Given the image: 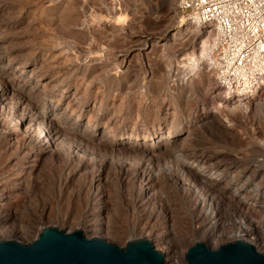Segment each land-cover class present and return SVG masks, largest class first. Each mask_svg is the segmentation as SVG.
I'll return each instance as SVG.
<instances>
[{
	"label": "bare ground",
	"instance_id": "6f19581e",
	"mask_svg": "<svg viewBox=\"0 0 264 264\" xmlns=\"http://www.w3.org/2000/svg\"><path fill=\"white\" fill-rule=\"evenodd\" d=\"M53 1H45L48 4L43 7L46 8L47 13H44V17L48 16L47 18L51 22L54 19L57 20L58 30L61 32L66 31L64 33L67 36L73 35L75 38L80 39L82 44L86 42V45L74 44L67 49L62 42L53 43L52 38L50 36L46 37V34H44L42 42L45 43H42L35 55L38 58L32 60V62H27L24 65V71L26 70L25 72L29 76H33V73H39L41 69L50 70L55 68L58 70L60 64H63V67L68 65L69 68L66 66L65 68L71 70V72L84 70L83 76L79 79L75 77L77 80L73 83L79 82L78 84L85 88L89 85L86 81L93 79V77H97V79L98 77L108 78V83L116 81V83L122 84L125 81V86H127L128 81H131V79L127 78L128 75L123 72L130 69L128 60L126 61L127 65L124 64V58L120 60V67L123 65L125 69L123 68L121 72L122 80H119L116 77L118 75L109 72L113 64L112 60L95 54L103 51V48H98V44H94L96 35L94 29L99 27L116 28V24L114 25L111 21L112 19L95 14L89 16V20L85 21L79 19L78 16L77 22L71 23L72 27L71 24L69 27V24L66 25L67 20H69L66 7V3H69L68 0H58L56 4ZM173 1L175 4L177 0ZM43 8L41 10H44ZM172 9L176 13V4ZM34 12L37 13V10ZM43 20L46 22L45 19ZM164 21L166 22L164 30L170 33L173 30L170 17L165 18L163 24ZM175 29L174 37L176 33L183 31V28L176 27ZM7 31H1L0 35L4 33L7 35ZM44 32L46 33V30ZM172 41H174L173 37L165 40L163 44L169 45ZM201 41L199 53L202 57L205 51L204 45L206 44L209 60L211 59L209 57L210 46L204 38ZM50 42L53 44H47ZM195 62L197 63L196 59ZM2 71L0 72V85H3L0 89V164L2 162L1 166L2 168L4 166L6 169L4 171L7 172L6 174L3 173L4 178L11 180L13 184L10 182L12 186L9 189L7 188L8 193H4L6 190L4 191L3 186H0V239L22 238L27 235L26 229L22 226L19 228L11 225L14 220L24 221L23 215L18 213L19 210L15 209V206H20L23 193L37 185L36 179L50 175L55 176V181H58V186L55 188H57L56 191H59L60 195L62 193L69 194V191L75 190L94 200L95 209H89L91 212L88 214V207L86 210H82L83 213L75 222L76 227L81 228L83 231H89L94 236L114 237L116 235L115 231H109L107 228V225L113 223L112 218H110L113 213L109 216L110 212L116 211L115 203L110 199V196L116 199L120 197L124 202L126 201L127 206L131 207L126 221L124 220L125 222L135 228L140 227L141 229L138 230L140 232L144 231L142 227L157 226L150 229L149 234L148 232L146 234L153 238L160 247L162 246L164 255H166V263L180 264V255L177 248L171 247L172 244L169 245V239L166 238L164 228L167 226L172 230L173 236L175 235L173 227H194L197 238L186 241L187 244L190 242L189 245H192L195 239L209 240L213 245L218 246V244L224 243L225 239L241 238L253 246H259L260 249L264 248V163L250 160L246 169L240 168L242 165H238V162L230 166L226 157H233L240 162V156L228 154V152L224 153L222 150L213 151L214 147H203L204 144L201 145L202 147L198 146L194 139L201 132L200 129L203 125L211 124L214 121L213 119L207 120L213 118V112V115L207 112V115H210L209 118H206L204 116L206 114L203 113V116L199 117L201 120L199 125L195 119L197 115H195V118L190 120L193 122L190 123L192 130L185 129V131H182L183 119L176 115L174 109L175 112L168 113L171 116H168V119L171 118L172 121L170 119L171 122L168 120L170 123L165 124L167 126L165 135H163L164 132L156 134L151 132L152 136L146 133V128L144 129L143 125L140 129H137L132 124L131 133L120 132L119 137L112 136V131L110 134L105 126H100V120L103 116L98 112L95 102L93 104L91 102L87 111L83 109L81 111V108H79V102L86 91L80 89L81 86L77 87L72 84L73 86L70 87L69 85V87L62 90L60 88V91L56 92L55 85L63 82L51 74V80L45 81L41 77L37 81L31 79L32 86L25 87L13 82L6 76L7 73L5 74ZM124 74L127 76L125 75V77ZM34 76L33 79L36 78ZM126 78L129 79L127 84ZM209 79L210 77L207 78V80ZM200 82L198 80L197 83ZM210 91L206 93V97L208 96L211 100L216 96ZM53 92L54 94L48 100L46 94H52ZM46 101H48L47 104ZM67 109L69 110L67 111ZM75 110L76 112L80 110L81 113H74ZM195 111H197V108ZM89 112H93L95 116L90 115ZM79 115L82 118L78 117ZM165 115H163V118H167ZM96 120H99V122ZM153 120L155 119L153 118ZM147 122L149 124L145 126L147 131H153L154 122ZM194 125L195 127H193ZM209 126L212 129L211 125ZM228 127H231V125H227ZM139 130H143L142 132L145 131V133L139 134ZM212 130H210V133ZM185 134L187 135L184 136ZM259 142L257 148L264 153V141L263 143ZM213 153L216 157L212 156ZM116 199L113 200L116 202ZM54 204L56 206V203ZM106 204L113 205L108 208L109 205L106 206ZM104 212H106V215H104ZM253 213H256L257 216L254 217ZM66 217L58 216L57 222L61 224L60 226L69 222ZM30 220L32 219L26 222L32 225L33 221ZM43 224L45 223L41 222L39 225L33 226L36 232L35 236L40 232ZM152 226L151 228H153ZM186 237L188 236L180 235L182 241H176L177 244L181 245Z\"/></svg>",
	"mask_w": 264,
	"mask_h": 264
},
{
	"label": "rangeland",
	"instance_id": "374dc122",
	"mask_svg": "<svg viewBox=\"0 0 264 264\" xmlns=\"http://www.w3.org/2000/svg\"><path fill=\"white\" fill-rule=\"evenodd\" d=\"M45 1L46 0H0V32L3 30L6 32L8 30L7 35L6 33H4L5 35L4 34L0 35V38L1 36H3V38L0 39V51H1L0 72L3 70L2 71L3 73L5 74L7 73L6 76L9 77L13 82L15 83L17 82L16 84L19 85L21 84L24 85L25 87H28V85L32 86L31 79L33 81H37L41 77V79L48 81L51 80L50 76L52 74L53 77L55 78L57 77V79H61V81L63 82L62 84L59 83L55 85L56 92L60 91L59 90L60 88L62 90L66 87H69V85L70 87L73 85L77 87L81 86L80 89L86 91L84 95H82L83 97L79 102V108H81V111L82 109L84 111L85 110L87 111L89 105H91V102L92 104L95 102V104L98 107L97 109L98 112L101 113L103 116V118L100 120L101 121L100 126H105L106 129L109 131V133L112 131V134L110 133L112 136H118L121 133H125V132L131 133L132 132L131 129L133 127L132 124H134V127H137V129H140L141 126L143 125L144 129L146 128L145 130L146 133L152 136L153 134L159 132L161 133L164 132L163 135H165L166 134L165 131L167 130V126L165 124L170 123L172 121L171 118H170L171 121L170 119H168L169 117H171L169 114L175 111H176L175 112L176 115H179L180 118L183 119L182 131H185V129L192 130V126L190 123L193 122H191L190 120L194 119L195 115H197L196 116L197 118L195 119L197 120L199 125V122L201 123L200 118L201 116H203L202 115L203 113L206 114L204 115L206 116V118H209L210 115L214 114L213 118L207 119L209 121L213 119L214 121H212L211 124L203 125L200 129L201 132H199L198 134L199 136L198 135H197L198 137L196 136L198 139L195 137L194 140L196 144L198 143V146L202 147L201 145L204 144L205 146L203 145V147L206 146L209 148L214 147L213 151L222 150L224 151V153L228 152V154H236L240 156L239 157L240 162L241 161L242 162L240 163L239 161H236L237 159L233 157L232 158L226 157L228 158L227 159L228 165L232 166L234 163L238 162V165H242L240 168H245V169L248 161L250 160L252 161L258 158L260 161L264 159V157L260 154L262 153V151L256 148L257 146L255 147L253 146V144H251L250 137L245 136V138H241L237 133H235L233 127L227 128V125L230 126L231 124L227 123L224 117L226 119L230 118L231 117L230 115H233L235 112H237V108L234 107L233 109L230 108L225 109L223 106L219 107L217 105L220 102L218 99L214 97L213 99L210 100L208 96L206 97V93L210 91V88L213 87L214 85L215 70L214 67H212L213 65L210 64L212 62L211 59L208 60V52H207L206 44L204 45L205 51L203 53V56L201 57V54L199 52L201 50L200 42H202L201 41L202 39L200 40V38H196L195 36H193L194 31L192 29L187 28L182 32L176 33L175 37L177 38V40L173 36V33L176 31L175 29L176 27L182 28L178 26L180 24V22L178 21V16L172 9V7L175 6L176 2L174 4V1L172 2V0H104V1L81 0V2L80 0H68L69 3H66L67 4L66 7L69 13L68 15L69 20H67L66 25L69 24L68 25L69 27L71 23L77 22L78 16L79 19L88 21L89 16L95 14L97 16H101L104 18L110 17V19H112L111 20L112 23L114 25L116 24V28L99 27L94 29V33L96 34L94 39L95 42L94 44L96 45L98 44L99 46L98 48H103V51H100L95 54H98L105 59L108 58L112 60L113 64L109 72L112 73L113 75H118L116 77H118L119 80H122L123 76H121L122 75L121 72L123 68L125 69V67L123 65L122 67H120L119 65L120 60L124 58L125 65H127L126 61L128 60L130 66L129 71L123 72L128 75L127 78L131 79V81H128L129 79L127 80L126 78V84L127 81H128V85L130 84L129 86L127 85L128 87L125 86V81H123L122 84L121 83L118 84L116 83V81L113 83L110 81L111 83L110 82L108 83L109 81L108 78L104 79L103 77H98L97 79V77L95 78L93 77V79L86 81L89 84L88 85L89 88L87 87L88 88L87 89L84 86L78 84L79 82L73 83L74 81L77 80L76 78L79 79V77L83 76L82 74L84 70L82 71L76 70L75 72H71V70L69 69L67 70L65 68V66L69 68L68 65H65L63 67V64H60V68H59L60 70L58 69L59 73L58 70H56L55 68L50 70L43 69L44 71L41 69L39 73L36 72L35 74L33 73V76L35 75L34 77H36L34 79L33 76H29V74L25 72L26 70L24 71V65L27 62H32V60L38 58V56L35 55L37 53V49L40 48V46H42V43H45L42 42L43 39L42 36L44 34H46V37L50 36V38H52L53 40L52 41L53 43L62 42L64 47H67V49H69L74 44L75 45L81 44L83 46L86 45V42L82 44L81 40L78 39L77 37L75 38L73 35L67 36L64 33L66 31L61 32L60 30H58L57 20L55 21L54 19L51 22L50 20H48L47 18L48 16L46 18L44 17V13H46L45 11L46 8L43 7H45L46 4H48V2ZM56 1L58 0H54L53 2H55L56 4L57 3ZM171 3H173L174 6ZM41 8H43L44 10H41ZM36 10L37 13L34 12ZM169 17L172 21L171 23H173L172 26L173 30H171L170 33H167L164 30L166 22L164 21L163 24V20ZM73 18L74 19L76 18L75 21ZM43 19H45L46 22H44ZM44 30H46V33L44 32ZM171 37L174 38V41H172V43L169 45H164L163 43H165V40ZM38 38H40L41 40ZM194 38L196 40H193ZM52 42L47 44L52 45L53 44ZM197 42H199L200 44ZM124 55L127 56L124 57ZM195 59L197 63L195 62ZM13 71L14 73H12ZM65 72L67 73V75ZM55 73H57L59 76L57 74L55 75ZM64 74L65 76H63ZM126 74H124V76ZM208 76L210 77L209 80H207V78H209ZM22 78L24 79L22 80ZM198 80H200L201 82L197 83ZM1 86L3 85L2 84L0 85V89L2 88ZM93 93H95L96 95ZM53 94L54 92L52 94L51 93L46 94V98L49 100V97H52ZM92 94L94 95V97ZM139 101L142 103H140ZM47 102L48 101H46V104ZM139 103L142 105H140ZM196 108L197 111H195ZM68 110L69 109H67V111ZM217 110L220 111L218 112ZM81 111L79 110L76 112L75 110L74 113H78V112L81 113ZM214 111L217 112L215 113ZM207 112H210L209 116L207 115ZM89 113H91L90 115L95 116L93 112H89ZM154 114L157 116H155ZM163 115H165V117L167 118H163L164 117ZM78 117L82 118L81 115H79ZM235 117L237 118V116ZM153 118L155 120H153ZM147 121L154 122L155 124L153 130L154 132L152 130L147 131V127H145L149 125ZM223 121L224 123L227 124H224ZM97 122H99V120ZM241 122L242 121L240 118V123ZM209 125H211L213 130L210 128ZM190 126L191 128H189ZM193 127H195V125ZM237 129L239 130L244 129L243 125L241 127H237ZM189 130H187V132H189ZM210 130H212L211 133ZM142 131L143 130H139V132L138 131L136 132H138L139 134L145 133V131L144 132ZM186 135L187 134H185L184 136ZM212 156H215V154L213 153ZM217 159L219 160V158ZM233 159L235 160V162ZM1 164H0V170L1 169L2 170L0 171V186H3L2 189L4 191L6 190L4 193H8L7 191L9 187L12 186L13 183L11 180L9 179L6 180V178H4V174H6L7 172H5L6 169L4 168V166L2 168ZM12 176L14 175L12 174ZM54 178L55 176L45 175L44 177L42 176L41 178L36 179L37 185L33 186L31 189H29L27 192L21 195L22 200L20 199V206L16 205L15 209L19 210L18 213L23 215L24 221L14 220L13 222H11V225H13L12 227H19V228H21L20 226H22L23 228L26 229L27 235L22 238L13 237L12 239L20 242H30L36 237L35 228L33 226H37L41 222L45 223L43 224L42 227L48 225H54L59 229H63L65 231H72L76 228H79L75 226V222L77 221L81 213H83L82 210L84 211L88 207L87 209L89 211L87 212L88 214L91 212L89 209L92 208L95 209L94 200L89 198V196H86V194L84 193H78L77 191L73 190L72 192L69 191V194L62 193L60 195L59 191H56L57 188H55L56 186H58L57 184L58 181L57 180L55 181ZM119 198L117 197L116 199L113 196H110V199L115 203L114 207H116V211H115L116 213L110 212L109 216L111 215V213H113V215L110 216V218H112L113 223L109 224L111 226L107 225L108 230L112 232L115 231L114 233L116 235L111 238L104 236L102 237L121 247L124 246L126 242L130 239L138 238V237L148 238L152 241L156 249L163 252L162 246L160 247V245H158L153 238L149 237L146 234V232H148L149 234L151 231L150 229H154L157 226L150 225V227L149 226L144 228L142 227V230L144 229V231L140 232L138 231L140 227L135 228L129 223L125 222L128 217L127 214L130 213L129 209L131 207L126 205V201L124 202L123 199L121 198L119 199ZM113 199H116V202ZM54 203H56V206ZM108 205L106 204L108 208L109 207L111 208L112 205L110 204ZM57 215L58 216L62 215L65 217L67 216L66 218L69 220V222L64 223V225L62 224L63 226H60L61 224L57 222L58 221ZM104 215H106V212H104ZM253 215L254 217L257 216L256 213H253ZM29 219H32L30 220L31 222L33 221L32 225L31 223L26 222ZM151 226L153 228H151ZM164 229H165L164 232L166 234V238L169 239V245L172 244L171 247L174 246L177 248L180 255L179 262L180 264H184V253L187 250V248L191 246L189 245L190 242L188 244L187 242L191 238L192 239H194L195 237L197 238L196 232H194V227L191 228L189 226L188 228L187 226H181L175 228L173 227L172 229L175 234L174 236L173 233L171 232L172 230L168 226L165 227ZM83 233L85 234L86 237L94 236L89 231L84 230ZM182 234L184 236L187 235L188 237L185 238L186 240H183L184 242L181 243V245H178L176 241L179 242L182 241L180 239V235ZM196 240L198 239H195L194 241ZM226 241L229 240L225 239L224 242ZM204 242L211 247L217 246V245H213V243L210 242L209 240L208 241L205 240ZM255 247L261 250L259 246H255ZM166 264H170V262H167Z\"/></svg>",
	"mask_w": 264,
	"mask_h": 264
},
{
	"label": "built area",
	"instance_id": "2783aa9c",
	"mask_svg": "<svg viewBox=\"0 0 264 264\" xmlns=\"http://www.w3.org/2000/svg\"><path fill=\"white\" fill-rule=\"evenodd\" d=\"M176 10L180 27L192 29L210 46L215 70L210 90L219 107L237 108L224 119L241 138L250 137L253 146L263 143L264 0H177Z\"/></svg>",
	"mask_w": 264,
	"mask_h": 264
},
{
	"label": "water",
	"instance_id": "95a60500",
	"mask_svg": "<svg viewBox=\"0 0 264 264\" xmlns=\"http://www.w3.org/2000/svg\"><path fill=\"white\" fill-rule=\"evenodd\" d=\"M0 264H166L165 255L148 238H133L124 246L101 236L86 237L54 225L41 228L30 242L0 239ZM184 264H264L258 250L241 238L211 247L196 240L184 253Z\"/></svg>",
	"mask_w": 264,
	"mask_h": 264
}]
</instances>
